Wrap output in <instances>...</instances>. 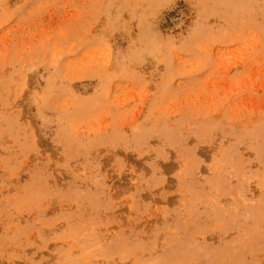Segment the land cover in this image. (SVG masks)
<instances>
[{"label": "rangeland", "instance_id": "obj_1", "mask_svg": "<svg viewBox=\"0 0 264 264\" xmlns=\"http://www.w3.org/2000/svg\"><path fill=\"white\" fill-rule=\"evenodd\" d=\"M0 264H264V0H0Z\"/></svg>", "mask_w": 264, "mask_h": 264}]
</instances>
